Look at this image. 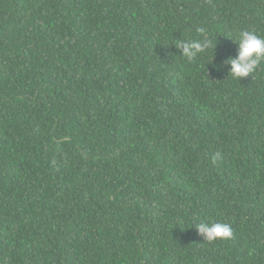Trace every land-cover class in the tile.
I'll use <instances>...</instances> for the list:
<instances>
[{"label":"trees","instance_id":"1","mask_svg":"<svg viewBox=\"0 0 264 264\" xmlns=\"http://www.w3.org/2000/svg\"><path fill=\"white\" fill-rule=\"evenodd\" d=\"M241 30L264 37V0H0V264H264V59L228 74Z\"/></svg>","mask_w":264,"mask_h":264},{"label":"clouds","instance_id":"2","mask_svg":"<svg viewBox=\"0 0 264 264\" xmlns=\"http://www.w3.org/2000/svg\"><path fill=\"white\" fill-rule=\"evenodd\" d=\"M197 31L204 33V29H197ZM230 39L237 45L238 51L235 58L230 57L225 63L230 66L228 74L238 80L252 74L257 69L260 61L264 59V37L257 35L255 32L241 30L234 39ZM175 47L181 51L183 57L192 60L209 48L214 50L215 44L205 34L204 38L200 40L178 41ZM195 228L197 233L208 242L217 239L226 240L233 236L231 225L226 223L200 222L195 225Z\"/></svg>","mask_w":264,"mask_h":264}]
</instances>
